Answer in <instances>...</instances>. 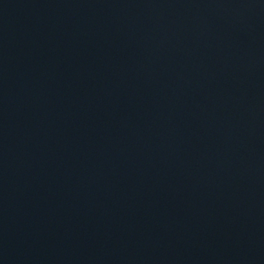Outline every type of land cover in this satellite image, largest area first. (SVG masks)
Wrapping results in <instances>:
<instances>
[{
  "label": "water",
  "instance_id": "1",
  "mask_svg": "<svg viewBox=\"0 0 264 264\" xmlns=\"http://www.w3.org/2000/svg\"><path fill=\"white\" fill-rule=\"evenodd\" d=\"M0 264H264V0H0Z\"/></svg>",
  "mask_w": 264,
  "mask_h": 264
}]
</instances>
